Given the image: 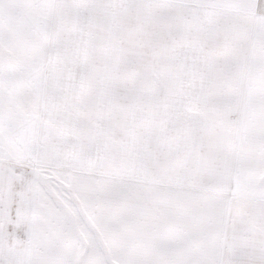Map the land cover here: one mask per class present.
Wrapping results in <instances>:
<instances>
[{
    "label": "snow or ice",
    "instance_id": "snow-or-ice-1",
    "mask_svg": "<svg viewBox=\"0 0 264 264\" xmlns=\"http://www.w3.org/2000/svg\"><path fill=\"white\" fill-rule=\"evenodd\" d=\"M0 264H264V0H0Z\"/></svg>",
    "mask_w": 264,
    "mask_h": 264
}]
</instances>
